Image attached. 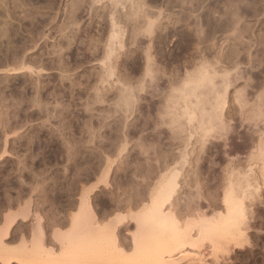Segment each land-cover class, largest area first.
<instances>
[{
	"label": "rangeland",
	"instance_id": "1",
	"mask_svg": "<svg viewBox=\"0 0 264 264\" xmlns=\"http://www.w3.org/2000/svg\"><path fill=\"white\" fill-rule=\"evenodd\" d=\"M0 2V29L12 28L11 36L0 38V253L27 247L34 264H82L98 257L105 264H155L173 249L182 258L176 264H192L200 255L206 264H239L246 254L242 264H264V116L249 117V105L264 100V0ZM228 21L236 23L222 29ZM115 29L118 45L111 40ZM219 92L225 94V121L235 132L216 137L220 119L214 116L215 135L205 151L201 106L213 107ZM239 96L248 101L245 108ZM172 118L179 124L175 131ZM238 134L254 139L237 151L235 142H243ZM70 139L82 142L77 163L66 153ZM54 147L63 154H52ZM174 171L182 184L174 193L178 219L194 222V241L179 248L168 246L176 237L168 219L150 228L142 206L126 205L134 187L152 189L160 174ZM95 184L90 201L97 214L109 210V219L117 214L130 221L121 229V258L108 246L86 254L80 190ZM253 186L257 190L244 198V207L254 225L245 232L260 235L254 246L231 223L200 231L203 212L207 219L226 215V189L243 198ZM112 193L116 200L99 205L98 197ZM189 200L193 209L186 215Z\"/></svg>",
	"mask_w": 264,
	"mask_h": 264
},
{
	"label": "bare ground",
	"instance_id": "2",
	"mask_svg": "<svg viewBox=\"0 0 264 264\" xmlns=\"http://www.w3.org/2000/svg\"><path fill=\"white\" fill-rule=\"evenodd\" d=\"M116 1H118V0H116ZM239 16H240V14H239ZM237 19H239V18H237ZM114 23H115V21H114ZM235 23H233L232 21H228L226 23V25L223 24L221 27H222V29L225 30L229 26H231V25L233 26ZM117 24L118 23H115L114 25H117ZM8 26H10V25L8 24ZM8 26L6 28H4L3 30L0 29V38L3 37L4 35H5V37L11 36L10 31H12V28H10L11 29L10 30ZM0 28H2V27L0 26ZM152 30H153L152 24H150L149 27L147 28L146 32H149V34H150L152 32ZM244 31H247V29L244 28ZM12 33L14 34V32H12ZM17 34L18 33L16 32V35ZM120 36H121L120 32L115 29V31L113 30V33L111 35V40L113 39V41H115L116 44L117 43L120 44V42H121ZM13 39L11 40V37H10L9 41L10 40L13 41ZM25 43L26 42H24V44ZM17 46H18V43H17ZM19 46H20V43H19ZM8 47H10V46H8ZM22 47H24V46H22ZM76 49H78V48H76ZM79 50L80 49H78V51ZM112 52H113V47L110 44L108 47L107 53L110 56L112 54ZM109 70H110V74H111V69H109ZM200 80L205 81L203 83H206L208 81V80L206 81V77L204 75L201 76ZM238 100H239V103L241 104V105L240 104L239 105L242 108H245L244 106L248 103V101L243 100V96H239ZM213 101H214L213 107L211 104V107L208 110H206V107L204 105L201 106L204 109L201 112L202 113V119H201L199 125H200L201 129L203 130V132H202L203 145H205V146H203V150H205V151L208 150L210 147L209 143H208V141L211 142L210 137L215 135V134H213L214 116H217L220 119V131H219L218 135H215L216 137L218 136V137H224V138L226 137L227 138L228 135L232 131L235 132V128L230 127L225 121V112H224L225 107H226L225 94L223 95V93H221V92L217 93ZM196 103L199 104L200 102L197 100ZM259 104L260 105H258V106L254 105V104L252 106L249 105L250 106L249 108L251 111L250 112L251 115L249 113L250 118L255 119L256 117H258L259 119H261L260 117L264 116L263 115V113H264V111H263L264 110V108H263L264 100L261 99V103H259ZM211 109H213V112L210 111ZM213 113H215V115ZM63 116H65V115H63ZM174 117L175 116H173V118ZM173 118H172L173 121L171 122V124L173 126V130L175 131L176 130L175 127L179 124H176V122H178V121H176L174 123V121L177 119H173ZM189 118H190V120H192L194 118L193 113H189ZM64 122H65V120H64ZM0 123H1V121H0ZM175 124H176V126L174 127ZM62 129L64 130L63 127H62ZM52 134H53V130H52ZM173 134H176V133L174 132ZM238 137L242 138L243 142H238V141L235 142L234 149L237 151L240 150L241 148H243L244 146H246L247 143L252 142L254 139L253 135H246V134H238ZM70 142H72L71 146H73V147H70L66 153L68 155L69 160H74V162L77 163V161H76L77 156L80 154V148L79 147H80L82 142H81V139L80 140L79 139H70ZM214 147L217 148L216 151H217V154L219 155V158L221 160L220 146L214 145ZM53 150L54 151L51 153L55 154L57 156L63 154V151L61 150V148L58 149L57 147H54ZM259 154L264 157V142L259 143ZM252 158L254 159V157H252ZM45 163H48V162L45 161ZM207 170H209V169H207ZM200 172H202V170H200ZM204 172H207L206 174H208L210 171H204ZM95 173H96L95 170L88 172L86 174V179L89 180L91 177H93L95 175ZM179 176H180V173L178 171H174V173L171 174L170 176L167 173H162V174H160L159 179L157 181H155V184L153 185L152 189L149 188V186L146 188L134 187L135 191L132 193L131 197L128 199L127 204H126L129 208L128 210H131V208H133V207L142 206V211L145 212L147 216H149V218H147L146 222L151 223V224H149L150 228L152 226H154L157 219H168L169 229H171L173 232L175 231V234H176L175 235L176 237L173 238V241L171 244H170V242L168 243L169 244L168 246H172V247L174 246V248H179L185 244L192 243L194 241L193 235H192V231L194 228L193 220H186V221H184V223H181L180 220L178 219V217L181 216L180 215L181 213L178 212L177 207H175L176 204L178 205V202L176 199V194H174V193H178L180 191V187H182V184H180V182H179ZM187 183L190 186L192 185L191 184L192 182L190 179L187 180ZM206 185L209 186V179L208 178H207ZM247 185L251 186V183H248ZM96 186H97L96 184H95V186L93 185V186H88V187L83 185L81 190H80L82 203L84 205V207L81 210V215H83V227H84V238H85L84 239V248L87 252L86 254L88 256V254H89L88 252H90L92 250H101L102 248H105V246H108L111 249L116 250V253L118 251V253H119L118 255L121 258V256L123 255V252L120 251L119 248L124 247L126 249V247H125L126 240L123 239L121 236V229H122V226H128L130 221L126 220L128 218V216H125V215L124 216L123 215L117 216V214L114 215V217H112L111 219H109L108 216L110 215V212H111L109 210H104V213L102 216H99L97 214L96 209L94 207V201L93 202L90 201V199H91L90 193L93 192L94 190H96ZM63 187L64 186H59L57 188L61 189ZM253 187H254V190H249V191H247V193L244 191L243 198H241V196L237 195L236 191H233L232 189H226L225 195H224V206L226 208V215H223L224 213H219V214H216L212 219H207L204 217L206 215V213L203 212L202 213L203 219L201 220V223H200V231L205 232L212 225H215V227H217L218 225H221V224L231 223L232 226L236 230L244 231L243 232L244 234H242V236L244 238L243 239L244 242L252 244L254 246V242H253L254 237L258 238V236H260V235L253 236V235L245 232V231L251 230L254 225L252 226V224L249 223V221L247 220V217H248L247 211H245V207H244V198L250 197L251 194L253 195L254 192L257 190L256 186H253ZM100 188L101 187H99L98 189H100ZM74 190H75L74 186H71L69 188L70 192H73ZM190 194H191V190H190V193L188 196L189 199L191 197ZM53 198L55 199V198H57V196L55 195ZM71 198H72L71 196L68 197L69 202L71 201ZM114 200H116V197H115V195L113 197V193H112L109 197L108 196L98 197L97 202L101 206H103V205L107 206L108 204H111ZM119 206L120 205H118L115 209L117 210V208H119ZM168 206H170L172 208H171L170 212L165 213L164 210H166V208ZM164 207H165V209H164ZM29 208H30V205L22 212V215H25V217H26L30 211ZM196 208L197 209L201 208L200 202L197 203ZM192 209H193V207L191 205V201L189 200L187 208H186V213H187L186 215L190 214ZM104 218H106V219L104 220ZM42 229H41V227H39L38 231H37L40 234L39 241L42 243V245H40V246L45 245L43 243V241H44L43 230L44 229L43 230ZM5 234H6V238H8V235L10 236L9 231H6ZM97 234H100V235H97ZM107 236H110V237H108V239H105V237H107ZM23 247H25V246H23ZM25 248L27 249V247H25ZM25 248H20V247L14 248V249H6L5 248L0 253V260H2L4 262V264H14V263L34 264V261L29 259L26 256V253H28L29 250H26ZM172 251H173V249H172ZM172 251H168L167 255L161 256L158 259H156L155 264H176L177 262L182 260V258H175L173 255L174 253ZM113 253H115V251H113ZM91 256H93V255H91ZM119 256H118V258H119ZM202 256L200 255L198 258L193 257L192 258V260H193L192 264H200V263L206 264L207 261H205L206 259ZM88 258H89V256H88ZM123 258H124V256H123ZM123 258H122V260H123ZM93 259L94 258H92V259L86 258V259H84L82 264H105L104 262H102V260L99 259V257L95 258V260H93ZM202 261L203 262L205 261L206 263H202ZM151 262H152V260H151ZM238 262H239V264L248 262L247 254H246V257H241L238 260ZM148 263L149 262L141 263V264H148ZM67 264H73V262L72 263L68 262Z\"/></svg>",
	"mask_w": 264,
	"mask_h": 264
}]
</instances>
